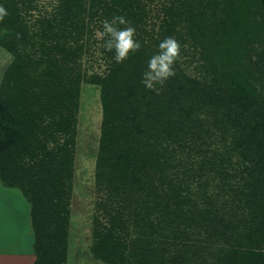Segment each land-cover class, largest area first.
<instances>
[{"label":"trees","instance_id":"obj_1","mask_svg":"<svg viewBox=\"0 0 264 264\" xmlns=\"http://www.w3.org/2000/svg\"><path fill=\"white\" fill-rule=\"evenodd\" d=\"M0 5V46L11 55L0 80V182L29 204L31 264L66 263L84 83L99 88L101 105L93 258L264 264V0ZM113 16L141 44L123 63L97 36ZM166 37L181 59L155 94L140 80Z\"/></svg>","mask_w":264,"mask_h":264},{"label":"rangeland","instance_id":"obj_2","mask_svg":"<svg viewBox=\"0 0 264 264\" xmlns=\"http://www.w3.org/2000/svg\"><path fill=\"white\" fill-rule=\"evenodd\" d=\"M37 1L39 5H44L49 9L52 0ZM10 59V53L0 46V80ZM86 59V57L83 59V65L89 71L100 70L99 60ZM100 121L99 88L96 85L84 83L81 86L78 113L75 170L65 264H105L93 258L89 249L92 240V214L96 198L94 164ZM4 191L6 192L0 194V264H31L34 254L29 204L25 202L22 194L16 188L4 187ZM18 197L23 204L17 200Z\"/></svg>","mask_w":264,"mask_h":264},{"label":"clouds","instance_id":"obj_3","mask_svg":"<svg viewBox=\"0 0 264 264\" xmlns=\"http://www.w3.org/2000/svg\"><path fill=\"white\" fill-rule=\"evenodd\" d=\"M8 15L0 5V21ZM101 29L97 30L101 47L106 52H113L112 59L123 63L129 54L139 51L141 44L135 39L136 29L123 16H113L110 20L101 21ZM118 25H127L120 28ZM159 51L150 57L147 67L141 75L140 83L149 91L159 94L166 82L176 75L175 64L181 59V45L174 37H166L158 45ZM159 85V87H157Z\"/></svg>","mask_w":264,"mask_h":264},{"label":"crops","instance_id":"obj_4","mask_svg":"<svg viewBox=\"0 0 264 264\" xmlns=\"http://www.w3.org/2000/svg\"><path fill=\"white\" fill-rule=\"evenodd\" d=\"M3 185H2V183L0 182V191H1V193L0 194H2V193H4V192H6V191H4V187H2ZM6 188H8V187H6ZM17 200H19L20 202H21V200L19 199V197H18V199ZM22 203V202H21ZM23 204V203H22ZM32 251H33V249H32ZM32 255V254H31Z\"/></svg>","mask_w":264,"mask_h":264}]
</instances>
